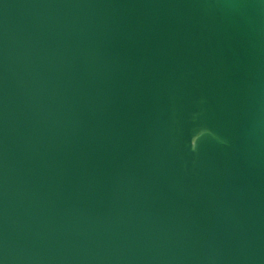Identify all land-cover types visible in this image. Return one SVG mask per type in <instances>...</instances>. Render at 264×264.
<instances>
[{
    "label": "water",
    "instance_id": "obj_1",
    "mask_svg": "<svg viewBox=\"0 0 264 264\" xmlns=\"http://www.w3.org/2000/svg\"><path fill=\"white\" fill-rule=\"evenodd\" d=\"M0 264H264V0H0Z\"/></svg>",
    "mask_w": 264,
    "mask_h": 264
}]
</instances>
